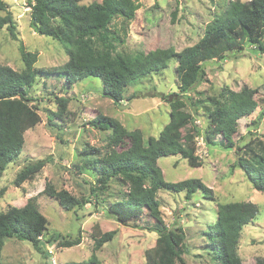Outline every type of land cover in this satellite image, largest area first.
I'll use <instances>...</instances> for the list:
<instances>
[{
	"label": "rangeland",
	"instance_id": "obj_1",
	"mask_svg": "<svg viewBox=\"0 0 264 264\" xmlns=\"http://www.w3.org/2000/svg\"><path fill=\"white\" fill-rule=\"evenodd\" d=\"M4 1L13 14L17 37L7 27L0 30V63L23 70L25 64L20 52L23 43L28 51L37 53V68L51 70L64 65L69 58L65 44L39 34L30 26L32 0ZM94 1L102 0H80V3ZM230 1L137 0L133 19L126 23L122 17H116L111 22V30L118 36L115 55L131 58L156 48L173 47L181 51L192 46L215 17L226 11ZM96 44L100 47L99 42ZM177 65L171 59L164 70L128 86L120 104L106 97L102 79L92 76L67 85L59 74L40 73L27 86L29 102L38 110L41 121L25 132L21 154L7 165L0 179V212L11 206L21 207L34 198L48 219L41 242L46 252L38 251L28 240L6 238L0 264H73L87 262L94 253L100 264L145 263L146 250L155 246L158 233L142 228V217L139 219L133 212L128 214L126 223L111 213V204L123 198L127 186L122 178L114 177L105 189L99 188L97 161L110 149L111 130L99 129L92 121L103 113L116 117L128 129H140L145 140L157 136L171 114L170 103L162 94L179 91ZM205 69V77L190 92L194 101H208V97L219 95L224 86L239 91L245 85L257 89L258 100L264 98V53L249 42L229 52L224 60L206 62ZM58 97L68 98L61 116L53 115L59 109ZM260 103L252 114L238 121L234 135L237 145L243 146L257 136L264 141V103ZM193 111L196 121L205 127L206 110L194 107ZM222 138L218 135L211 143L198 138L201 166H191L181 154L159 159L166 180L178 182L198 177L214 193L210 198L202 190L190 197L185 191L157 192L164 222L171 227H182L185 234L186 249L179 264H221L211 250L208 235L217 219L218 204L235 201H251L259 208L258 215L242 229L238 252L244 264H259L260 259L264 260V193L253 187L241 168L234 166L235 149L222 148L219 143ZM40 159L47 160L45 166L33 179L17 185V174L28 163ZM47 182L57 190L68 189L90 201L67 210L58 198L43 193ZM97 223L102 232L115 230L116 234L94 251L92 233ZM54 233L73 239L80 235L81 242L71 247L44 243Z\"/></svg>",
	"mask_w": 264,
	"mask_h": 264
},
{
	"label": "trees",
	"instance_id": "obj_2",
	"mask_svg": "<svg viewBox=\"0 0 264 264\" xmlns=\"http://www.w3.org/2000/svg\"><path fill=\"white\" fill-rule=\"evenodd\" d=\"M137 8V0H102L90 4H81L80 0L31 1L30 26L39 34L65 44L69 58L64 65L51 70L37 68V53L28 51L21 43L23 70L0 63V179L7 165L21 154L25 132L41 121L38 110L29 102L27 87L38 74H59L67 85L87 76L101 78L105 96L120 104L128 86L164 70L171 59H175L179 91L162 94L170 103L171 114L157 136L145 140L140 129H128L116 117L103 113L92 122L99 129L111 130L108 136L110 149L97 161L99 188L105 189L114 177L122 178L127 186L123 198L111 204V213L118 221L126 223L128 214L133 212L139 219L142 217V228L158 233L155 246L146 250L144 264H179L186 249L185 234L182 227H171L164 222L157 192L160 189L185 191L190 197L202 190L210 198L214 193L198 177L178 182L166 180L159 165L161 157L181 154L191 166H201L198 138L203 137L206 143H211L216 136L222 135L221 147L235 149L234 166L241 168L253 187L264 193V141L257 136L240 146L234 140L238 121L252 114L260 102L264 103V98L258 100L257 89L248 85L239 91L224 86L219 95L208 97V101H194L190 94L205 77L206 62L224 60L229 52L242 48L245 42L264 53V0H231L226 11L215 17L198 42L181 51L167 47L139 52L131 58L117 56L118 36L111 30V22L116 17L129 22ZM4 27L17 37L13 14L7 3L0 0V30ZM57 101L59 109L53 115L61 116L66 111L68 98L58 97ZM194 107L206 110L208 122L205 127L194 118ZM46 162V159H40L28 163L17 174L15 183L21 185L33 179ZM43 193L58 198L67 210L90 201L68 189L57 190L51 182L46 183ZM32 199L21 207L11 206L0 212V259L5 239L11 237L28 240L38 251L46 252L41 242L48 219ZM258 213V205L251 201L218 204L217 219L208 237L212 242L211 250L221 264H244L238 252L241 232ZM92 234L94 251H97L114 238L116 231L102 232L97 223ZM45 241L71 247L81 242V236L73 239L54 233ZM73 264H100V261L94 253L87 262ZM259 264H264V260L260 259Z\"/></svg>",
	"mask_w": 264,
	"mask_h": 264
}]
</instances>
